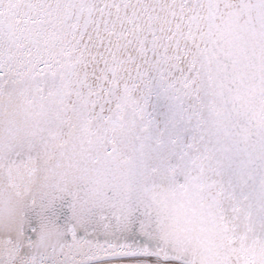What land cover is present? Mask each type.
Returning a JSON list of instances; mask_svg holds the SVG:
<instances>
[{
	"label": "snow or ice",
	"instance_id": "obj_1",
	"mask_svg": "<svg viewBox=\"0 0 264 264\" xmlns=\"http://www.w3.org/2000/svg\"><path fill=\"white\" fill-rule=\"evenodd\" d=\"M0 264H264V0H0Z\"/></svg>",
	"mask_w": 264,
	"mask_h": 264
}]
</instances>
